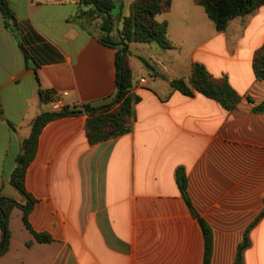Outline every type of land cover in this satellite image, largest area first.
<instances>
[{
	"label": "crops",
	"instance_id": "obj_1",
	"mask_svg": "<svg viewBox=\"0 0 264 264\" xmlns=\"http://www.w3.org/2000/svg\"><path fill=\"white\" fill-rule=\"evenodd\" d=\"M6 1L17 25L6 28L0 11V195L24 204L10 178L32 119L65 105L108 103L116 48L99 40L98 18L77 17L73 0ZM157 19L167 22L173 48L151 50L154 76L138 62L132 130L90 143L84 113L43 126L24 186L36 200L30 224L51 241L36 240L15 207L0 264H204L202 229L175 180L179 166L195 212L211 229L209 264H233L264 208V109L253 110L264 102V81L252 70L264 41V5L222 32L194 0H172ZM194 61L227 77L241 95L234 110L172 88ZM39 89L53 90L57 100ZM249 239L244 264H264V214Z\"/></svg>",
	"mask_w": 264,
	"mask_h": 264
},
{
	"label": "trees",
	"instance_id": "obj_2",
	"mask_svg": "<svg viewBox=\"0 0 264 264\" xmlns=\"http://www.w3.org/2000/svg\"><path fill=\"white\" fill-rule=\"evenodd\" d=\"M63 1V0H61ZM77 4V17H94L99 22V40L108 46L116 48L115 54V85L116 91L111 100L102 105L83 104L79 106H63L59 110L43 111L36 115L31 121L30 134L22 141V151L17 157V165L14 168L10 183L25 198V203H18L10 197L0 195V228L2 238L0 241V255L9 245L10 229L9 220L13 208L22 210V221L28 229L41 242L51 241L47 233L35 231L29 221V213L33 209L35 198L25 189L24 177L28 164L34 158L39 133L43 126L49 121L72 115L86 114L85 133L90 143L116 137L132 130L136 119L135 105L140 97L134 93V76L131 68V45L133 43H156L161 49L173 48L168 37V24L159 21L157 15L170 9L172 0H134L130 5L128 15L122 13L121 3L117 15L112 13L116 0H73ZM202 6L212 21L216 31H225L230 22L236 18L244 17L254 12L258 7L264 5V0H194ZM0 11L4 18V26L14 31L17 25L15 15L6 0H0ZM25 60H29L23 44L19 43ZM149 74L154 76V67L146 59H142ZM252 70L258 80L264 81V41L257 48L252 57ZM173 89L184 95L193 96L201 93L216 100L228 111L234 110L241 95L231 86L227 77L214 76L206 66L194 61L191 64L189 75L178 77L170 82ZM53 90L39 89V94L45 100H51ZM264 109V102L254 107V111ZM175 180L190 212L197 217L205 240L204 264L210 263L212 248V233L206 221L195 212L187 194V175L182 166L176 168ZM264 214L262 212L246 228L242 241L237 246L236 256L233 264H244V250L250 243L249 230Z\"/></svg>",
	"mask_w": 264,
	"mask_h": 264
},
{
	"label": "rangeland",
	"instance_id": "obj_3",
	"mask_svg": "<svg viewBox=\"0 0 264 264\" xmlns=\"http://www.w3.org/2000/svg\"><path fill=\"white\" fill-rule=\"evenodd\" d=\"M132 0H116V5L112 10V13L114 15H117L119 10V5L122 3L123 6L121 8L123 14H129L130 12V4ZM95 19V18H94ZM160 47L156 43H136L132 46V52H133V58H132V65H133V74L137 67V64L141 59H146L147 61L150 60H158L153 53H151V50L159 49ZM150 52V53H148ZM150 56V57H149ZM161 60V59H160ZM33 61V60H32ZM31 62V60H30ZM151 62V61H150ZM28 135L30 134V128L28 131Z\"/></svg>",
	"mask_w": 264,
	"mask_h": 264
},
{
	"label": "built area",
	"instance_id": "obj_4",
	"mask_svg": "<svg viewBox=\"0 0 264 264\" xmlns=\"http://www.w3.org/2000/svg\"><path fill=\"white\" fill-rule=\"evenodd\" d=\"M145 82L146 81H145L144 77H142V78L139 79V83L144 84ZM57 96L58 95L56 93H52L51 100H57V98H58Z\"/></svg>",
	"mask_w": 264,
	"mask_h": 264
},
{
	"label": "water",
	"instance_id": "obj_5",
	"mask_svg": "<svg viewBox=\"0 0 264 264\" xmlns=\"http://www.w3.org/2000/svg\"><path fill=\"white\" fill-rule=\"evenodd\" d=\"M31 63H34V62L33 61L30 62V60H29V65H31Z\"/></svg>",
	"mask_w": 264,
	"mask_h": 264
}]
</instances>
